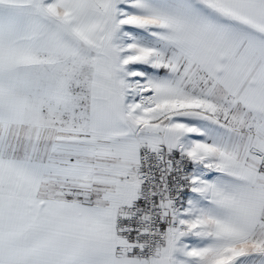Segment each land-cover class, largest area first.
<instances>
[{"label":"snow or ice","instance_id":"6c2138e0","mask_svg":"<svg viewBox=\"0 0 264 264\" xmlns=\"http://www.w3.org/2000/svg\"><path fill=\"white\" fill-rule=\"evenodd\" d=\"M0 264H264V0H0Z\"/></svg>","mask_w":264,"mask_h":264}]
</instances>
